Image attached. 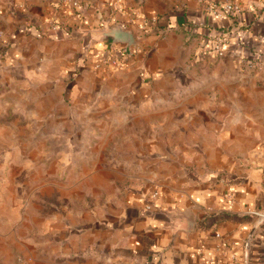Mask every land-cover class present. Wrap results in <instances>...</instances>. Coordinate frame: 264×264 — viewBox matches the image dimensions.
<instances>
[{
    "label": "crops",
    "instance_id": "crops-1",
    "mask_svg": "<svg viewBox=\"0 0 264 264\" xmlns=\"http://www.w3.org/2000/svg\"><path fill=\"white\" fill-rule=\"evenodd\" d=\"M22 1L59 38L17 31L0 52V142L4 103L13 135L0 203L57 233L59 264H264V68L244 64L264 61V3L238 0L222 20L199 0H105L99 13L58 3L52 18L46 0L0 8ZM106 20L134 32L130 52L86 51L80 31Z\"/></svg>",
    "mask_w": 264,
    "mask_h": 264
},
{
    "label": "rangeland",
    "instance_id": "rangeland-1",
    "mask_svg": "<svg viewBox=\"0 0 264 264\" xmlns=\"http://www.w3.org/2000/svg\"><path fill=\"white\" fill-rule=\"evenodd\" d=\"M46 1L52 4V11L49 14L51 18L57 15V8L60 3H67L71 7L82 6L83 9L86 8L85 10H87L88 13L92 10H96V12L99 13V7H102L105 2V0ZM259 1L264 3V0ZM22 3L19 5L12 3L11 10L9 5L0 8V52L4 54L9 51L12 44L17 41V33L15 32H26L25 27L28 26L27 20H21L20 14L23 12L28 16L35 15V11H33L31 4L24 1H22ZM54 3H57V5L53 6ZM252 7L250 6V8ZM252 9L254 11L255 6ZM258 9H260V7L255 9V11ZM3 115L4 125L8 131L4 134L3 143L0 142V162H5L6 158L11 157L13 154V149L11 148L13 145V135L11 134L12 127H10L12 114L11 111L7 109L6 103H4ZM26 136V133H22L20 138L24 140ZM15 137L17 138V134ZM12 170L11 167L5 168L4 165L3 173H12ZM4 185V189H7L5 195H10L11 183L6 182ZM11 201L12 199H4L3 203H0V264H59L55 254L58 253V251H56L58 246L53 243L57 233H49V230H41V228L38 227L40 226L38 222L29 223L25 219L34 217L27 213H18L20 207L17 206L16 211H14L15 208L12 207ZM46 240H50L52 243H48Z\"/></svg>",
    "mask_w": 264,
    "mask_h": 264
},
{
    "label": "built area",
    "instance_id": "built-area-1",
    "mask_svg": "<svg viewBox=\"0 0 264 264\" xmlns=\"http://www.w3.org/2000/svg\"><path fill=\"white\" fill-rule=\"evenodd\" d=\"M199 2L207 13L211 14L218 20H222L227 15L237 18L238 14L241 13L243 10V4L238 0H199ZM233 34L234 37L236 39H239L242 43L241 30L238 29L234 31ZM228 42V35L224 33L216 35L215 37H213L212 52H214L218 57H223L226 53V45ZM104 59L106 61L110 60V55L108 52L104 54ZM112 61L117 66H121L123 63L122 61H120V59H113ZM244 64L245 67L251 71L257 67L264 68V61L262 60V55L260 54L256 56V59L245 60ZM156 195L157 193H153L152 197H156ZM254 213L264 220V213L258 211ZM207 264H218V262L216 259L211 258L208 260Z\"/></svg>",
    "mask_w": 264,
    "mask_h": 264
},
{
    "label": "water",
    "instance_id": "water-1",
    "mask_svg": "<svg viewBox=\"0 0 264 264\" xmlns=\"http://www.w3.org/2000/svg\"><path fill=\"white\" fill-rule=\"evenodd\" d=\"M110 20L104 21L102 29H84L80 31V36L84 38L85 49L88 51L96 42L103 41L109 49L113 44H125V50L130 52L135 44L133 31L124 29L121 25H109Z\"/></svg>",
    "mask_w": 264,
    "mask_h": 264
},
{
    "label": "trees",
    "instance_id": "trees-1",
    "mask_svg": "<svg viewBox=\"0 0 264 264\" xmlns=\"http://www.w3.org/2000/svg\"><path fill=\"white\" fill-rule=\"evenodd\" d=\"M74 8V13H79L80 11L77 9V8H75V7H73ZM228 16V15H227ZM230 16V15H229ZM230 17H232V16H230ZM237 17V16H236ZM232 18H234V17H232ZM21 19H26L27 20V22H29L30 23V26L29 27H26L25 28V33H27V34H30V35H33V36H35V37H37V38H50V39H57V38H59L58 36H57V33L56 32H54V31H42L38 26H37V24H36V19L34 18V17H32V18H30V16H28V15H26V14H24L23 12L21 13ZM235 19V18H234ZM234 22H237L236 20L234 21ZM53 23H54V25L57 27V26H60V22L59 21H56V20H54L53 21ZM156 26H158V27H162V28H164V27H167V25L166 24H162V22H158L157 24H156ZM154 27H155V25H154ZM67 33H71L70 32V30H67ZM205 48H204V46H203V49H202V52H205L206 50H204ZM72 76V75H71Z\"/></svg>",
    "mask_w": 264,
    "mask_h": 264
}]
</instances>
